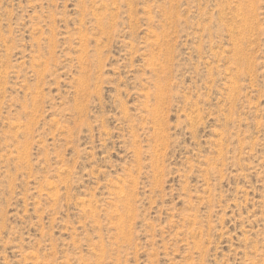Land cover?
<instances>
[{
  "label": "rangeland",
  "instance_id": "obj_1",
  "mask_svg": "<svg viewBox=\"0 0 264 264\" xmlns=\"http://www.w3.org/2000/svg\"><path fill=\"white\" fill-rule=\"evenodd\" d=\"M0 264H264V0H0Z\"/></svg>",
  "mask_w": 264,
  "mask_h": 264
},
{
  "label": "bare ground",
  "instance_id": "obj_2",
  "mask_svg": "<svg viewBox=\"0 0 264 264\" xmlns=\"http://www.w3.org/2000/svg\"><path fill=\"white\" fill-rule=\"evenodd\" d=\"M118 3V2H117ZM131 3V2H130ZM131 10V9H130ZM132 12V11H131ZM99 20V19H98ZM86 54V53H85Z\"/></svg>",
  "mask_w": 264,
  "mask_h": 264
}]
</instances>
